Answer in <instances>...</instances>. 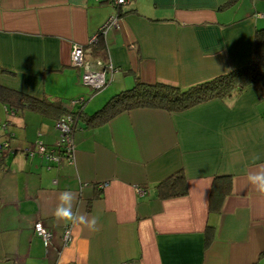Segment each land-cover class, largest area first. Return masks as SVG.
I'll use <instances>...</instances> for the list:
<instances>
[{"label": "crops", "instance_id": "0c3cea01", "mask_svg": "<svg viewBox=\"0 0 264 264\" xmlns=\"http://www.w3.org/2000/svg\"><path fill=\"white\" fill-rule=\"evenodd\" d=\"M231 1L132 0L94 51L90 40L118 11L107 0H0V66L10 71L0 84L67 109L86 97L92 114L138 82L187 88L211 80L251 64L264 28V0L223 6ZM74 45L103 61L105 87L83 83ZM5 122L0 143L12 133L13 150L0 157V264H264V194L247 181L264 167V96L254 86L182 111L139 107L95 127L81 121L73 163L47 165L26 152L39 140L57 143L53 116L14 112L0 98ZM180 169L188 194L157 198L156 185ZM217 175H232V191L213 211ZM65 190L98 217V230L54 217ZM38 220L54 235L50 247L35 233ZM68 225L72 240L63 245Z\"/></svg>", "mask_w": 264, "mask_h": 264}, {"label": "trees", "instance_id": "16d2710c", "mask_svg": "<svg viewBox=\"0 0 264 264\" xmlns=\"http://www.w3.org/2000/svg\"><path fill=\"white\" fill-rule=\"evenodd\" d=\"M234 2L235 0L223 6H230ZM97 34L98 39L90 43L91 46H94V51L103 50V38L100 30ZM6 72L9 73L10 71L0 66V75ZM250 85L257 88L260 94L264 96V28L256 31L254 55L251 64L187 88L161 82L155 84L138 82L132 88L115 94L101 109L92 114L86 113L85 109L81 112L67 109L60 99L49 96L42 98L30 96L6 88L1 84L0 98L14 112L30 109L45 115H51L56 120L69 114H78L79 123L82 121L86 127H95L108 122L123 111L134 108L150 107L170 112L182 111L211 99L230 97L236 90H243ZM6 135L9 138L12 137V133L8 132ZM232 180V175H217L214 178L210 195V210L220 211L224 199L232 191ZM188 192L187 178L182 169L174 172L156 185L157 198L162 200L186 196ZM209 231L208 227V242L210 240Z\"/></svg>", "mask_w": 264, "mask_h": 264}, {"label": "built area", "instance_id": "2783aa9c", "mask_svg": "<svg viewBox=\"0 0 264 264\" xmlns=\"http://www.w3.org/2000/svg\"><path fill=\"white\" fill-rule=\"evenodd\" d=\"M110 4L114 5L118 11L117 13L111 15L104 25L100 28L101 35H107L108 32L119 26L120 13L119 9L126 6L132 2V0H107ZM98 39V34H96L90 40V43L95 42ZM72 64L76 67L84 68V73L82 74V81L84 84L93 87L94 89H101L105 87L109 82L106 70L103 67V61H97L96 63L90 62L86 59L85 47L83 45H74L71 56ZM112 76V74H111ZM87 102L86 97H79L70 102V109L80 112L85 109V104ZM79 115L69 114L63 116L56 120V129L60 133V138L54 145H48L43 141H37L33 147L26 150L27 154L31 157L39 154L47 165H53L60 163L64 158L70 163L74 162L75 158V145L73 135L79 125ZM1 129H7V123H2ZM1 137V133H0ZM4 141L0 143V156L4 152H12L13 148L10 145V138L6 135ZM108 183L102 184V187H106ZM141 191V190H140ZM142 192V191H141ZM34 230L36 235L44 242L46 247H50L54 235L44 224L42 220H38L34 225ZM63 245H67L72 240V226H66L62 234Z\"/></svg>", "mask_w": 264, "mask_h": 264}, {"label": "clouds", "instance_id": "9594fccd", "mask_svg": "<svg viewBox=\"0 0 264 264\" xmlns=\"http://www.w3.org/2000/svg\"><path fill=\"white\" fill-rule=\"evenodd\" d=\"M258 160L259 156H254ZM247 181L257 192L264 194V167H260L254 172H249ZM59 203L54 209L53 215L58 221L70 223L75 227H83L89 231L98 230V217L89 215L75 207L77 195L71 190H65L58 197Z\"/></svg>", "mask_w": 264, "mask_h": 264}, {"label": "rangeland", "instance_id": "374dc122", "mask_svg": "<svg viewBox=\"0 0 264 264\" xmlns=\"http://www.w3.org/2000/svg\"><path fill=\"white\" fill-rule=\"evenodd\" d=\"M88 89V88H87ZM87 99V98H86Z\"/></svg>", "mask_w": 264, "mask_h": 264}]
</instances>
